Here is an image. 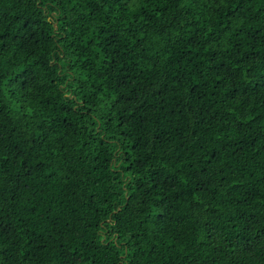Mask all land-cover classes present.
I'll return each mask as SVG.
<instances>
[{
  "label": "trees",
  "instance_id": "obj_1",
  "mask_svg": "<svg viewBox=\"0 0 264 264\" xmlns=\"http://www.w3.org/2000/svg\"><path fill=\"white\" fill-rule=\"evenodd\" d=\"M0 264H264V0H0Z\"/></svg>",
  "mask_w": 264,
  "mask_h": 264
}]
</instances>
